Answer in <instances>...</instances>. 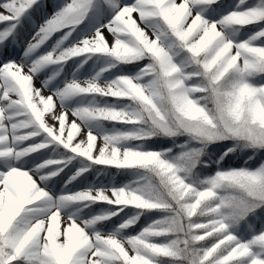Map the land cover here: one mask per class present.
<instances>
[{
	"label": "snow or ice",
	"instance_id": "1",
	"mask_svg": "<svg viewBox=\"0 0 264 264\" xmlns=\"http://www.w3.org/2000/svg\"><path fill=\"white\" fill-rule=\"evenodd\" d=\"M26 26L0 264H264V0H0V56Z\"/></svg>",
	"mask_w": 264,
	"mask_h": 264
},
{
	"label": "rangeland",
	"instance_id": "2",
	"mask_svg": "<svg viewBox=\"0 0 264 264\" xmlns=\"http://www.w3.org/2000/svg\"><path fill=\"white\" fill-rule=\"evenodd\" d=\"M51 2V0H49V3ZM179 2V0H178ZM51 12V9L49 8L48 9V13L50 14ZM36 20H37V24L41 23L42 20H43V14H41L40 16H37L36 17ZM32 35V29L30 28H27L26 26V29H25V32H24V36L22 37V40H21V45L19 47H15L13 48L11 45L8 46L7 49L4 50V55L3 56H0V60H3V59H16L17 61L20 59V55H21V52H22V48H23V38L24 37H27V38H30ZM105 35L107 36V33H105ZM108 39L109 41H111V37L108 36ZM35 86L36 87H40V80L37 79L35 81ZM45 95H48L49 93L47 91H45L44 93ZM59 111V107H57V112ZM69 119L71 120L72 117L69 115ZM49 123H52L51 120L48 121ZM78 138H81V137H78ZM183 139V138H181ZM142 224L144 223V221L141 222Z\"/></svg>",
	"mask_w": 264,
	"mask_h": 264
},
{
	"label": "trees",
	"instance_id": "3",
	"mask_svg": "<svg viewBox=\"0 0 264 264\" xmlns=\"http://www.w3.org/2000/svg\"><path fill=\"white\" fill-rule=\"evenodd\" d=\"M101 143H102L101 141H98V144H101ZM164 146H170V142H165ZM114 171L115 170H113V172ZM114 179L116 180L117 183H120V182H125L128 178L124 176H115Z\"/></svg>",
	"mask_w": 264,
	"mask_h": 264
}]
</instances>
